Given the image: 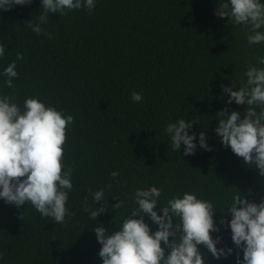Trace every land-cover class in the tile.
<instances>
[{
	"label": "trees",
	"instance_id": "obj_1",
	"mask_svg": "<svg viewBox=\"0 0 264 264\" xmlns=\"http://www.w3.org/2000/svg\"><path fill=\"white\" fill-rule=\"evenodd\" d=\"M95 2L91 14L86 9L50 13L43 27L52 39L26 26L42 11L41 0L0 10V44L5 46L0 94L12 92L2 73L19 52L23 60L17 61L19 78L13 79L17 102L22 106L25 98L39 96L46 106L74 117L64 163L75 169L66 207L76 213L57 224L30 203L17 208L0 199V264H103L94 228L102 225L109 234L119 230L135 189L153 185L163 189L161 205L184 192L217 205L219 231L212 237H222L218 248L234 252L216 259L205 246L199 249L205 264H236L231 229L219 224L222 216L230 223L231 215L220 211L237 191L259 203L264 176L225 148L214 128L216 113L225 107L243 115L246 106L228 105L221 85L239 88L248 65L264 67L258 63L264 44L248 45L251 33L215 15L221 0ZM133 91L142 95L141 102L132 101ZM180 118L198 122L189 130L197 133L193 155L185 156L183 145L173 151L165 131ZM200 131H206L213 150L199 147ZM113 171L120 173L119 183ZM90 188H105L107 199L108 211L95 221L82 210L85 196L93 203ZM114 196L126 206L114 210ZM144 219L155 232L158 226L147 215ZM239 254L242 261V250Z\"/></svg>",
	"mask_w": 264,
	"mask_h": 264
},
{
	"label": "clouds",
	"instance_id": "obj_2",
	"mask_svg": "<svg viewBox=\"0 0 264 264\" xmlns=\"http://www.w3.org/2000/svg\"><path fill=\"white\" fill-rule=\"evenodd\" d=\"M32 0H0V10L9 11L14 6H27ZM96 7L95 0H41L42 11L26 26L37 35L43 34L52 39L51 33L44 30L49 23L50 13L67 15L74 10L86 9L89 14ZM215 15L228 18L232 24L242 26L247 35L248 45L264 44V2L262 0H221ZM38 21V22H34ZM5 56V46L0 44V58ZM23 54L17 53L16 60L7 65L3 76L4 85L12 92L0 94V199L17 208L31 204L42 218H52L57 224H65L66 217L76 215L66 207L69 192L73 189V166L65 167V147L68 143V126L74 122L72 115H66L55 106H46L39 96H29L22 106L17 102L13 79H18L17 61ZM258 63L264 65V57ZM246 79L239 88L221 85L227 96L226 103L246 106L243 115L225 107L216 113L218 124L214 131L225 148L243 159L246 165H254L259 175L264 176V67L248 65ZM131 99L141 102L143 97L133 91ZM243 117V118H242ZM196 120L178 119L168 123L166 133L170 137L173 151L181 150L185 156L195 154L197 133L189 134ZM199 147L213 150L206 142V131H200ZM116 180L120 173L113 171ZM107 188L112 185L108 184ZM84 197L83 212L90 221L108 211L105 188L88 190ZM163 189L155 185L146 189H135L129 211L123 215L122 227L109 234L104 226L94 228L96 238L102 245L99 256L103 264H205L199 246L203 245L211 255L220 259L232 255L233 248H218L222 237H212L219 227L214 221L218 206L211 200L198 198L194 192H184L160 204ZM113 209L126 206V200L119 196ZM100 203L99 208L94 204ZM159 208L162 215L154 209ZM220 211V210H219ZM221 213L231 215L230 223L222 216L220 225L231 229V240L236 247V264H264V197L259 203L250 202L239 191L231 196V202ZM145 215L158 226L152 232L145 222ZM138 217V218H137ZM171 237V240H170ZM162 242L165 247H162ZM165 248L168 251L166 255ZM243 252V260L239 252ZM4 259L0 253V260Z\"/></svg>",
	"mask_w": 264,
	"mask_h": 264
}]
</instances>
